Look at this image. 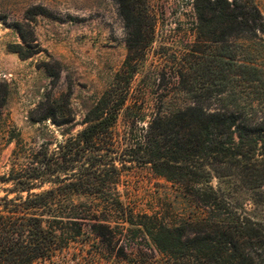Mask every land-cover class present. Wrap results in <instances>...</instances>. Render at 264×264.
I'll list each match as a JSON object with an SVG mask.
<instances>
[{
  "label": "rangeland",
  "instance_id": "374dc122",
  "mask_svg": "<svg viewBox=\"0 0 264 264\" xmlns=\"http://www.w3.org/2000/svg\"><path fill=\"white\" fill-rule=\"evenodd\" d=\"M255 2L264 15V0ZM147 4L155 24L152 41L129 42L113 0H0V176L9 178L14 170H31L41 162L57 161L60 165L53 168L62 170L67 163L58 161L57 154L62 155L65 150L60 147L68 143L72 150L68 158L74 160L70 182L83 176L86 180L82 193L71 198L104 211L108 202L119 199L134 211L137 224L149 227L156 218L168 226L206 218V203L198 199L195 186L209 181L227 205L214 215L231 211L257 230L259 237L246 252L254 264H264V187L250 189L232 177L208 179L202 166L195 177L169 181L150 165L120 164L128 158L124 147L135 144L159 113L193 105L209 111L234 104L249 109L253 94L246 84L237 89V99L219 95L226 81L215 76L220 55L227 62V75L231 57L258 67L256 76L262 81L257 86L263 95L258 109L263 110L264 35L208 42L198 37L193 0ZM38 8L47 15L39 14ZM130 46L133 64L139 68L131 80L124 70ZM111 90L113 108L128 91L126 106L113 130L83 152L76 138L87 117H94L97 101ZM63 178L60 175L59 180ZM13 186L1 183L0 195ZM52 186L45 183L36 192ZM105 216L113 222L112 234L89 232L79 237L70 252L73 260L84 255L80 264H169L152 239L125 225L121 214Z\"/></svg>",
  "mask_w": 264,
  "mask_h": 264
},
{
  "label": "trees",
  "instance_id": "16d2710c",
  "mask_svg": "<svg viewBox=\"0 0 264 264\" xmlns=\"http://www.w3.org/2000/svg\"><path fill=\"white\" fill-rule=\"evenodd\" d=\"M113 1L131 38L129 42L152 41L155 24L148 11V0ZM193 8L200 39L218 43L264 35V15L255 0H193ZM38 10L47 15L44 8ZM132 49L130 46L124 63L129 80L139 71L137 64H133ZM230 61L228 75L224 74V56L220 55L214 64L219 68L215 76L226 80L219 95L229 94L237 99V89L241 83L246 84L253 94L248 110L239 104L216 111L193 105L168 114L159 113L135 144L124 147L128 158L120 164L150 165L156 175L169 181L195 177L197 168L202 166L208 179L232 177L250 189L264 187V108L258 109L263 95L257 86L262 80L256 76L258 67L245 65L235 57ZM112 92L97 101L91 112L94 117H87L85 128L76 138L78 145H83V152L93 147L101 135L113 130L126 106L128 91L114 108L109 103ZM60 149L65 152L57 154L58 161L67 163L62 170L53 168L59 164L57 161L41 162L31 170H14L9 178L0 176V185H14L0 195V264H80L84 255L76 260L70 257L73 245L80 243L79 237L89 232L97 236H104L103 231L112 234L113 222L106 218V213L121 214L125 225L148 235L157 249L167 255L169 264H254L246 251L259 237L258 231L231 211L214 215L227 209V205H223L226 200L220 190L209 186V181L195 186L198 199L206 203V218L177 226H168L156 218L149 227L137 224L134 211L119 199L108 202V211H104L71 198L73 193H82L86 180L83 176L70 182L74 160L68 157L72 150L68 143ZM56 175L58 178L52 180ZM60 175L64 176L61 181ZM45 183L54 186L36 192Z\"/></svg>",
  "mask_w": 264,
  "mask_h": 264
},
{
  "label": "crops",
  "instance_id": "0c3cea01",
  "mask_svg": "<svg viewBox=\"0 0 264 264\" xmlns=\"http://www.w3.org/2000/svg\"><path fill=\"white\" fill-rule=\"evenodd\" d=\"M7 30H9V29H12L10 26L8 27V26H6L5 27ZM19 59V61H21L22 60V58H18Z\"/></svg>",
  "mask_w": 264,
  "mask_h": 264
}]
</instances>
